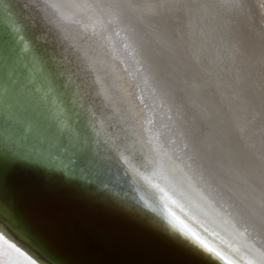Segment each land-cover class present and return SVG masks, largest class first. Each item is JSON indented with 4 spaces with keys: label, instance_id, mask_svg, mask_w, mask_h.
<instances>
[{
    "label": "bare ground",
    "instance_id": "obj_1",
    "mask_svg": "<svg viewBox=\"0 0 264 264\" xmlns=\"http://www.w3.org/2000/svg\"><path fill=\"white\" fill-rule=\"evenodd\" d=\"M260 18L254 0H1L0 119L75 176L207 230L225 260L264 264ZM0 264L22 258L0 242Z\"/></svg>",
    "mask_w": 264,
    "mask_h": 264
},
{
    "label": "water",
    "instance_id": "obj_2",
    "mask_svg": "<svg viewBox=\"0 0 264 264\" xmlns=\"http://www.w3.org/2000/svg\"><path fill=\"white\" fill-rule=\"evenodd\" d=\"M12 6L11 10L21 17L18 7ZM13 11L10 19H13ZM22 26L32 31L28 24ZM44 63L51 66L46 59ZM48 69L55 72L51 67ZM3 122L0 119V160L15 163L17 182L24 194L37 202L40 211L62 219L66 236L65 257L70 264H226L225 258L207 252L194 240L174 230L166 219L169 209L163 204L160 205L164 208V216L151 208L137 206L124 196L126 193H112L75 176L60 162L44 158L46 153L37 149L24 129L17 133L13 125ZM156 193L171 205L168 196L163 192ZM150 200L153 207L154 201ZM102 209L115 210L121 217L131 214L146 221L149 227L133 230L119 219L104 216ZM187 226L205 242V235L207 241L212 240L213 236L200 226L197 227L204 236ZM6 233L35 257L27 241L16 231Z\"/></svg>",
    "mask_w": 264,
    "mask_h": 264
},
{
    "label": "snow or ice",
    "instance_id": "obj_3",
    "mask_svg": "<svg viewBox=\"0 0 264 264\" xmlns=\"http://www.w3.org/2000/svg\"><path fill=\"white\" fill-rule=\"evenodd\" d=\"M4 108V98L0 94V113ZM10 114L15 118V111L9 108ZM15 155V154H14ZM16 165L12 160H0V242L22 258V264H70L65 257L66 236L61 218L39 210L37 202L24 194V189L15 178ZM145 207L152 208L145 202ZM167 208V206H165ZM101 213L112 219H119L121 223L133 230H144L149 227L131 214L121 217L115 210L102 209ZM169 225L186 237L191 238L207 252L220 259L223 256L208 245L195 232H193L175 213L167 210ZM16 231L22 236L35 253L29 255L7 239L6 231ZM226 264H232L227 260Z\"/></svg>",
    "mask_w": 264,
    "mask_h": 264
},
{
    "label": "rangeland",
    "instance_id": "obj_4",
    "mask_svg": "<svg viewBox=\"0 0 264 264\" xmlns=\"http://www.w3.org/2000/svg\"><path fill=\"white\" fill-rule=\"evenodd\" d=\"M254 6L257 16H261L260 20L264 21V0H254Z\"/></svg>",
    "mask_w": 264,
    "mask_h": 264
}]
</instances>
